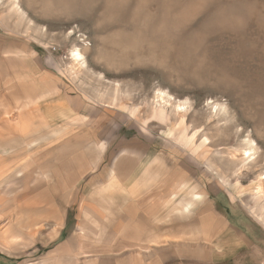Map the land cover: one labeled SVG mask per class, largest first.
<instances>
[{"label": "rangeland", "instance_id": "374dc122", "mask_svg": "<svg viewBox=\"0 0 264 264\" xmlns=\"http://www.w3.org/2000/svg\"><path fill=\"white\" fill-rule=\"evenodd\" d=\"M13 91L24 104L0 105V264L70 263L57 247L82 193L58 194L56 224L45 189L71 170L106 181L126 154L144 159L139 173L158 165L175 200L201 193L264 229V0H0V97Z\"/></svg>", "mask_w": 264, "mask_h": 264}, {"label": "crops", "instance_id": "0c3cea01", "mask_svg": "<svg viewBox=\"0 0 264 264\" xmlns=\"http://www.w3.org/2000/svg\"><path fill=\"white\" fill-rule=\"evenodd\" d=\"M38 80L48 81V76L40 74ZM21 96L15 91L1 96L2 110L22 106ZM9 122L8 130L15 126ZM13 139L3 144L11 146ZM119 159L120 168L108 169L115 174L106 181V174L84 181L86 176L71 170L45 189L56 199L49 198L55 201L51 222L56 224H64L67 214L56 221L62 207L58 194L82 193L75 227L57 247L65 251L68 264H264V229L250 216L228 212L229 205L201 193L177 201L169 195L177 186L159 184L158 165L150 163L147 172L139 173L143 164L136 162L144 159L126 154L112 160Z\"/></svg>", "mask_w": 264, "mask_h": 264}, {"label": "bare ground", "instance_id": "6f19581e", "mask_svg": "<svg viewBox=\"0 0 264 264\" xmlns=\"http://www.w3.org/2000/svg\"><path fill=\"white\" fill-rule=\"evenodd\" d=\"M81 57H82L81 54L77 51L73 55L74 61H76L79 66H80V64L78 62L81 59ZM156 98L159 99V101H161V102H164L166 104H171L170 100L169 99L165 100L163 94H161V93H159V95H157ZM173 107H174L173 109H175L176 113H179L180 111H182L184 109L183 104H180V103H178V104L176 103ZM252 150L253 149L245 150L241 156V159L246 160L247 162L252 161L254 159V157H253L254 154L252 153ZM255 188H256L255 190H256L257 195H262L264 193V178L263 177L259 178V181L256 184Z\"/></svg>", "mask_w": 264, "mask_h": 264}]
</instances>
